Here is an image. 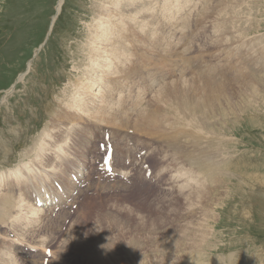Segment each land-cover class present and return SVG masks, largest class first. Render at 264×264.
<instances>
[{
    "label": "rangeland",
    "instance_id": "rangeland-1",
    "mask_svg": "<svg viewBox=\"0 0 264 264\" xmlns=\"http://www.w3.org/2000/svg\"><path fill=\"white\" fill-rule=\"evenodd\" d=\"M95 1L64 0L58 9L59 0H0V196L9 191L5 185L13 180L21 187L26 181L32 187L38 182L58 194L69 190L61 200L42 188L41 199L55 202L43 204L38 200V206L31 205L42 209L36 215L23 204L25 200L33 202L34 195L27 199L29 195L20 196L14 191L16 206L10 208L6 225L0 222V264H32L33 259L41 264L45 248L51 249L52 264H95L88 259L96 255L103 257L105 264H264V0H146L148 4L142 6V11L133 7L135 13L131 11L132 19L122 29L115 26L116 21L86 14ZM99 21L109 29L104 41L110 43L117 37L115 45L120 49L115 50V55L119 58L111 54L110 46V51L106 50L110 54L105 52L98 65L86 58L84 62L93 70L87 78V69L77 68L76 63H83V59L74 45L82 38L88 43L94 34L90 29ZM85 30L86 36H81ZM95 77L101 83L93 85L89 79ZM166 85L181 86L185 90L182 94L188 96L186 100L205 98L218 123L212 121L216 124L214 133L229 138L228 156L231 155L224 167L229 169L228 182L223 188L217 175L216 190H210L214 200L209 205L200 203V199H207L202 192L191 193L188 186L186 191L148 199L147 195L136 194L137 188H122L123 181L129 184L137 168L141 176L134 177L136 185V179H145V171L150 176L154 166L160 164L157 157L147 158L127 177L115 174L114 169L123 164L125 147L132 155L126 134L134 138L138 149L147 139L135 137H143L140 132L148 129L132 125L139 134L128 126L116 129V114L128 111L135 119L138 113L146 112L145 108L165 91ZM84 97L94 98L92 107L109 101L100 120L93 113L95 109L84 111L86 104L78 105ZM169 103L163 101L160 106L166 108ZM157 115L171 119L170 115ZM92 124L94 127L84 137L98 139L85 147L81 140L84 128ZM106 126H112L113 131H107L110 128ZM104 131L105 139L111 136L116 144L120 142L119 156L109 168L101 161L106 149V143L100 142ZM98 143L102 152L97 159ZM136 143L140 144L138 148ZM145 152L146 149L141 156ZM53 153V160L45 164L41 156ZM57 154L73 161L71 179L66 178L69 166L65 160L57 164ZM39 168L41 174H35ZM175 170L178 173L176 167ZM57 176L62 187L54 183ZM99 180L100 186L95 187ZM178 184L183 185L181 181ZM196 201L198 204L191 206ZM114 218L118 219L117 226L111 221ZM181 225L193 229L184 241L188 249L197 248L194 255L187 249H156L155 236L161 240L171 238L182 229ZM119 226H128L138 235L137 250L129 248V233ZM71 237L79 242H67ZM86 240L98 241L99 246L81 247ZM40 241L46 245L39 246ZM46 257L42 264H49ZM118 258L124 263L115 261Z\"/></svg>",
    "mask_w": 264,
    "mask_h": 264
},
{
    "label": "bare ground",
    "instance_id": "bare-ground-1",
    "mask_svg": "<svg viewBox=\"0 0 264 264\" xmlns=\"http://www.w3.org/2000/svg\"><path fill=\"white\" fill-rule=\"evenodd\" d=\"M63 1L64 0H59L58 7H57L58 9H61L62 4H63ZM258 1H260V0H258ZM93 3L94 4L92 6L94 8L91 7L92 10L89 9V11L86 14H93V15H95V17H100V19L101 18L102 19L103 18H105V19L108 18V21L109 20H112L111 23H113V22L116 21L117 25H115V26H117L118 29H122V27H124L126 25V21L127 20L130 21L132 19V18L130 19V17H131V11L132 10H133V13H135V10L134 9H139L140 11H142L143 10L142 9V6H146V4H148V2L146 0H103V1L102 0H96ZM110 5H112V6H110ZM133 7H135V8L133 9ZM237 7H238V5H237ZM232 8H234V7H232ZM245 8H246V6H245ZM248 8H249V11H250L251 10L250 7H248ZM224 9H228V7L227 8H224ZM234 9H236V8H234ZM238 9H240V8L238 7ZM238 9H236V10H238ZM139 10H138V12H139ZM226 11H228V10H226ZM241 11H243V10H241ZM246 11H248V10H246ZM251 12H253V11H250V13ZM241 13H239V14H241ZM239 14H238V16H240ZM232 15L233 14H231V16ZM113 17H115L116 19H113ZM236 17H237V15H236ZM83 19H84V17H83ZM100 19H98V20H100ZM134 19H136V18H134ZM119 20H123L124 24L122 25L121 24L122 21L120 22ZM86 22H87V20H86ZM90 24H92L91 21H90L89 25ZM103 24H104L103 21L102 22L99 21V24H96L95 25V28L92 27V29H90L91 30V33H94V34L92 35L90 33V36L92 35L93 37L92 38L90 37L91 40L88 41V43H86V41L82 38V39H80L78 41V43H75V45H74L75 46V49H79V56H80L79 58L80 59H83V63L82 62L76 63L77 64V68L79 70H81L83 68L84 69L86 68L87 70H85L84 74L87 76V78L91 76L90 73L93 70H90V68H89L90 67L89 66L90 64H86V62H84L86 58H88L90 60L93 59L91 62H93L95 65H98L99 63L102 62V60H103L102 58L104 57V53L106 52V50H109V49L112 50L111 51V54L114 56L116 54L115 53V50L117 48L120 49V46L119 45H115V41L117 40V37H115L114 39H112L110 43H108L109 40L104 41L105 40V39H103V37L105 35L104 33H105V31L107 32V30L109 31V29L105 28V26H103ZM119 24H121V25H119ZM111 27H112V25H111ZM113 28H116V27H113ZM247 31H248V29H247ZM86 34H87V31L85 30V32L82 33L81 36H83V35L86 36ZM120 34H123V33H120ZM107 35H109V34H107ZM245 35H247V34H245ZM76 37H78V36H76ZM119 37L120 36H118V38ZM88 38H89V36H88ZM109 39H111L110 36H109ZM108 46H110L109 49H108ZM106 53H109V52H106ZM77 54H74V55L77 56ZM115 57H118V56L115 55ZM77 59H78V57H77ZM90 60H89V62H90ZM125 60H126V58H125ZM122 62H121V64H122ZM93 63H91V64H93ZM117 63H119V62H117ZM103 64H105V63H103ZM263 65H264V63H262L261 66L264 67ZM102 67H103V65H102ZM118 68H116V69H118ZM132 68H134V67H132ZM122 69H123V67H122ZM106 70H104V72ZM262 70H264V69H262ZM135 73H137V72H135ZM99 77H101V75ZM113 77H116V75L114 74ZM89 80H92V84L93 85L96 84V83H98V84L101 83L100 82L101 79L96 78V77L93 78V79L90 78ZM92 84H91V86H92ZM113 84H114V82H113ZM82 88H84V87L82 86ZM111 88H113V87L111 86ZM164 89H165V91L159 93L156 97H154V101H152L151 103H149L147 101V99H146V101L149 103V105H148L149 108H145L146 109L145 110L146 111L145 113H142V112L141 113H138L136 115V118L135 119L133 118L135 115L133 117H131V113H127L128 111L127 112L123 111L120 114H116L115 119L113 121V127L116 128V129L126 128L124 126H128V128H130V129H135L136 127H133L132 126V125H134V126H137L138 128L144 127V128H148L150 130L160 131V132H163V134H154V133L150 132V130H148V129L140 132L136 128V131L138 132V134L140 132V134H143V137H138L137 136L135 138L138 139V140L140 138L147 139L146 141L144 140V142L141 141L140 144H143V147L142 148H138V146L140 144H137L136 143V147L138 148V149H136L134 147L135 140H134L133 137H130V135L127 133L128 132V130H127V132H126L127 134L126 133H124V134H126L128 136V147H131V149H132V155L129 153L130 150L128 151L126 149V147H125V150L127 151V153L125 154V156L122 155V157L124 156L123 157L124 158L123 164H120L119 166H117L114 169L115 170V174H120L121 176L127 177V175H129L130 171L133 170V169H135V167L138 164H140V165L143 164L144 165L145 160L147 158H149V157L150 158L151 157H157V159H159V161H160V164L157 165V166H154V168L152 169V173H151L150 176H147L145 174L146 173V171H145V173H144V176H146L145 179H143V180L142 179H139V180L136 179V181L138 182V184L136 185L135 180H133L134 177H136L138 175L141 176V171L137 168L136 169L137 172H135V171L133 172L134 177L133 176L132 177L130 176V178H129L128 182H127L129 184H125L124 181H123V185L121 184L122 188H126V189H127V187L128 188H130V187L137 188L136 194L137 193L138 194L141 193L143 195H147L148 196L147 199H148L150 197L154 198V196H156L157 194H159V197H160V195H164L165 193L178 192V191H181V192L182 191H186L188 189V187H189L188 191H190L191 193L193 191H200V192H202L201 195H205L207 197V199H200V203L202 205H209L210 201L214 200V196L211 193V191L214 192L216 190V188L214 189V182H215V178L217 177V175L220 176L219 178H217V181L220 179V184L223 183V185H224L223 188L226 187V184L228 182V180H227V174L229 172L228 171L229 169L224 168V167L227 166V159L231 155L230 154L228 156V151L230 153V150H228V147H227V139H229V138L226 139L225 136L220 135L218 132H215L214 133V130L216 131V124H218V123L215 121L216 120V119H214L215 117L210 114L209 107L207 105V102H206L205 98L203 100H200L202 97L200 99L198 97L197 98L194 97L192 99L186 100L188 96H185V95L182 94V93L185 92V90L181 86H177V85H170V86L164 87ZM85 93H87V92H85ZM83 94H84V92H83ZM93 99L94 98H90L88 100H85V97H84L82 99L83 102L82 103H79L78 105L83 104L82 106L84 107L85 104H86L87 108L81 107V108L84 109V111L85 110H94L95 109L93 111V113H95V114L96 113L97 114L99 113L98 115L96 114V116L98 117V120H100L102 118V116H103V111H106L107 108H108L109 101L106 100L104 106H94V107H92L91 106L92 105L91 102H92ZM79 101H80V99H79ZM163 101L164 102L170 101V103H169L170 105H168V107L166 105V108H163L162 106H160V103H163ZM154 103H155V107H153ZM141 105H142V103H141ZM137 112H139V111L137 110ZM157 114L170 115L171 116V119H170V121H168L167 118H166V116H163L162 117V116H158ZM200 116H202V118L205 119L204 122H202L200 120V119H202V118H200ZM122 118H124V119H122ZM131 119H132V122L130 121ZM199 120L202 123L199 122ZM213 120L216 122V124H212V121ZM205 121L208 122V123H205ZM95 123H98V122H95ZM94 125L95 124L89 125L88 128H87V126H85V128H84V131L85 132L83 133L81 140H82V142H83V144H84L85 147L86 146L89 147V146L93 145V142L98 139V138H95V137L94 138H91L90 136L84 137L86 131L87 130L89 131L92 127H94ZM106 128L112 129V126H106ZM110 129L107 130V131H109V132L110 131H113V129L112 130H110ZM114 133H116V132H114ZM105 134H106V131H104L103 141H100V142L101 143H104L105 142L107 144L108 142H107V139H105V136H106ZM114 139H115V137L112 138L110 136V141L114 144L113 145V147H114V154H113V159H112V160H114L113 166L115 165L116 159L119 156V151H118V148H117V144L120 143V142L119 143L117 142V144H116V141ZM119 141H121V140L119 139ZM98 145H99V147L97 149V159L100 156L99 153L102 152V150L100 149V143H98ZM145 149H146L145 155L144 156H141V152L143 150H145ZM138 150L140 152V155H138L139 152H138V154L135 153V151H138ZM105 154H106V151H105ZM53 157H54V153L51 156L50 155H47V157L46 156H41V158L44 159L45 164H47L48 162L50 163V161L53 160ZM103 157L104 156L102 155L101 156V161L102 162L104 161V158ZM55 159H58V162L59 163H57V164H60V161L62 159L65 160L64 163L69 166L68 169L65 171V174H67V175L69 174V175H68V177H66V176L65 177L71 179V176H70V173L69 172H70V170L72 168L75 169L74 168L73 161L68 156H64V155H60V154H57L55 156ZM88 161H89V158H88ZM38 164H40V162H38ZM57 164L55 166L56 169H58L57 168ZM98 166H99V164H98ZM175 167H176V169H178V173L179 174L176 173ZM28 169L31 171V168H28ZM98 169L99 170H103L100 167H98ZM208 169H210V172L211 173H208ZM34 172H35V174H41V169L40 168L39 169H36V170H34ZM78 175H80V174H78ZM185 175L187 176L186 179H185ZM87 177H88V175H87ZM148 177H150V178L148 179ZM16 178H18V177H16ZM59 179H60L59 176H57L56 179H55V181H54V183L55 184L58 183L57 184L58 185L57 187H59V186L62 187L61 184H60V181L61 180L59 181ZM87 179H89V178H87ZM180 181L183 183L182 186H179V184H178V182H180ZM200 181H202V183H200ZM184 182H186V183L184 184ZM14 183H15L14 180L11 181V182H8L5 186L7 187V189L9 191H7L5 193H2V196H0V222H2V223H4V221L9 216L10 211H11L10 208H12L14 205L16 206V204H15V200L16 199L14 198V194H13L14 191H18L20 196H22V195H29V196H27V199H31L32 196L34 195V201L33 202H31L30 200H25V202H23V204H26L27 206L31 207L30 210H31V212H32L33 215L39 214V211L42 210L41 208L40 209L39 208L36 209L34 206H31L33 204L34 205H37L36 203H37L38 200H40L43 204H44V202H45V204L48 203V201L49 202H53V201L55 202V200H51V199L46 200V201H44V200L41 199V195H40L39 191L42 188H44V189L46 188L49 192H51L53 194H56V196H58L59 198L61 197V200L64 197V194L63 193L68 194V191H69V190L67 192H62V191L60 192L59 191L60 193L58 194L53 189H50L49 186H44L43 184L38 183V182L35 183V187H32V186H30L29 182L26 181V185L24 187L22 186L23 188L21 187V183L20 184L18 182L15 183V184ZM207 183H208V185H207ZM99 184H101V180H99L96 183L95 187H97ZM185 186H188V187L185 188ZM64 187H65V185H64ZM35 188L38 190V192H36V193H35ZM68 188H69V186H68ZM109 188L112 189L111 186ZM103 190H101V191H103ZM203 190H205L206 193H204ZM104 192H103V194H104ZM3 195H6V199L5 200H4V196ZM124 195H127V194L124 193ZM197 204H198V201L191 203V206H196ZM213 204H211V206ZM43 209H44V207H43ZM212 214H214V213H212ZM192 216H193V214L190 213V217H192ZM117 220L114 218L111 221H112L113 224H115L117 226V223H115V222H117ZM74 223L72 224L71 228L74 227ZM188 223H190V222H188ZM143 224H141V225H143ZM4 225H6V222L4 223ZM128 226L127 227L123 226V227L125 228L124 229L125 232L129 233V241H128V243L130 245L129 248L132 247V248H135L137 250L139 248L136 245V241L138 239L137 238L138 235H136V233H133ZM131 226L135 227V225H131ZM144 226H146V225H144ZM121 227L122 226H119V228H121ZM181 227H182V229L180 231L174 232V234H172V237L171 238L168 236L164 240H161V239H159L158 236H155L153 238V242H154V246H155V243L156 242L158 243V246H157L156 249H159L158 247L164 248L166 250H173V251L174 250L177 251V250H180V249H183V250L184 249L185 250L187 249V250L191 251V254L193 253V255H194L197 252V248L193 246L192 249H188L186 247V243L184 241V239L186 238V236L189 235L188 233L189 232L191 233L193 231V229H192L191 226H188V227L185 228V227H183L181 225ZM74 230H75V228H74ZM130 236L133 238V240L131 239ZM65 237H67V236H65ZM66 240H68L67 242H70V241L71 242H75V243L79 242L74 237L67 238ZM0 242H1V240H0ZM97 242H94V240L93 241L86 240V243L82 244L81 247H85V246H92V247L93 246H99ZM38 245L39 246L40 245L44 246L46 244L43 243L42 241H40L38 243ZM1 246H3V245H1ZM33 246L35 247V245H33ZM37 247L38 246H36V249L38 250ZM45 251H46V248H45ZM54 255H55V251H54V254L52 253V257ZM50 256H51V254L50 255L45 254L44 257H43V259H42V263H44L45 257L49 261ZM174 258H176V256ZM110 260L113 261V258L110 259ZM115 261H119V262L124 263V261H122L120 258L115 259ZM88 262H92V263H95V264H98V263L99 264H105L106 260H104L103 257L96 255V256L89 257ZM31 263L32 264H37L38 262H37V260H34L33 259V261ZM49 264H52L51 259L49 261Z\"/></svg>",
    "mask_w": 264,
    "mask_h": 264
}]
</instances>
